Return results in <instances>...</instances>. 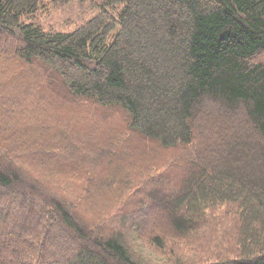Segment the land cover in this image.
I'll return each instance as SVG.
<instances>
[{
  "label": "trees",
  "instance_id": "obj_1",
  "mask_svg": "<svg viewBox=\"0 0 264 264\" xmlns=\"http://www.w3.org/2000/svg\"><path fill=\"white\" fill-rule=\"evenodd\" d=\"M0 264H264V0H0Z\"/></svg>",
  "mask_w": 264,
  "mask_h": 264
},
{
  "label": "rangeland",
  "instance_id": "obj_2",
  "mask_svg": "<svg viewBox=\"0 0 264 264\" xmlns=\"http://www.w3.org/2000/svg\"><path fill=\"white\" fill-rule=\"evenodd\" d=\"M61 23L62 22H59L58 24H61ZM144 212H145L144 216H148L149 219H151V223L152 222H154V223H156V222H160L161 223L162 222L160 220L162 218V216L160 215V213H159L157 208L151 207L147 212H146V209H145ZM134 221H137V217L135 218ZM189 239H187V240L180 239V240H181L182 243H184V242L189 241ZM176 244H177V247H179L180 249H182V250L185 249V246L183 244H180L179 242H176ZM193 248L195 249V247H193ZM147 255L151 256L153 259H164L163 255H161L160 253H157L155 251H153V252H151V253H149Z\"/></svg>",
  "mask_w": 264,
  "mask_h": 264
}]
</instances>
